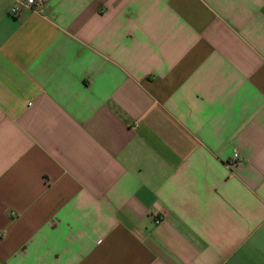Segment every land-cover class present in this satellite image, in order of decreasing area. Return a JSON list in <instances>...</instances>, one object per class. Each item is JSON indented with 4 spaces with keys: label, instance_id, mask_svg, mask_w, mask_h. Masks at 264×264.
Segmentation results:
<instances>
[{
    "label": "crops",
    "instance_id": "crops-1",
    "mask_svg": "<svg viewBox=\"0 0 264 264\" xmlns=\"http://www.w3.org/2000/svg\"><path fill=\"white\" fill-rule=\"evenodd\" d=\"M14 4L0 264H264V0Z\"/></svg>",
    "mask_w": 264,
    "mask_h": 264
},
{
    "label": "built area",
    "instance_id": "built-area-1",
    "mask_svg": "<svg viewBox=\"0 0 264 264\" xmlns=\"http://www.w3.org/2000/svg\"><path fill=\"white\" fill-rule=\"evenodd\" d=\"M49 0H16L10 9V14L13 17L19 18L26 9L36 11L38 13H43ZM241 161V156L239 153H235L229 165L232 166ZM156 223H160V219L156 220Z\"/></svg>",
    "mask_w": 264,
    "mask_h": 264
}]
</instances>
